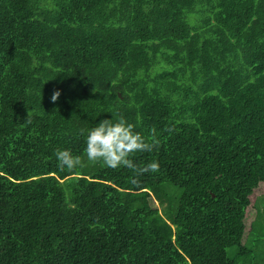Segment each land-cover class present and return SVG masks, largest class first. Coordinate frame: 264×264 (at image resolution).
Masks as SVG:
<instances>
[{
  "label": "trees",
  "instance_id": "16d2710c",
  "mask_svg": "<svg viewBox=\"0 0 264 264\" xmlns=\"http://www.w3.org/2000/svg\"><path fill=\"white\" fill-rule=\"evenodd\" d=\"M121 117L158 171L91 168ZM260 197L264 0H0V264H255Z\"/></svg>",
  "mask_w": 264,
  "mask_h": 264
},
{
  "label": "clouds",
  "instance_id": "9594fccd",
  "mask_svg": "<svg viewBox=\"0 0 264 264\" xmlns=\"http://www.w3.org/2000/svg\"><path fill=\"white\" fill-rule=\"evenodd\" d=\"M59 96L60 92L54 91L50 97L51 102H56ZM158 145L155 129L151 130L149 137H145L135 131L134 126L123 117L116 121L105 118L88 130L84 154L89 162H102L104 166L112 169L128 168L135 175H139L146 171H158L159 164L152 161L140 167L131 157L137 152H151ZM54 155L57 166L62 170L71 172L83 166V159L79 155H73L68 149H57Z\"/></svg>",
  "mask_w": 264,
  "mask_h": 264
},
{
  "label": "rangeland",
  "instance_id": "374dc122",
  "mask_svg": "<svg viewBox=\"0 0 264 264\" xmlns=\"http://www.w3.org/2000/svg\"><path fill=\"white\" fill-rule=\"evenodd\" d=\"M91 168L99 169L104 168L102 162L92 163ZM88 174L87 176H89ZM256 215L254 217V234L250 238V242L247 248L250 250V254L244 257L245 262L254 261L255 264H264V197H260L256 204ZM232 251V250H231Z\"/></svg>",
  "mask_w": 264,
  "mask_h": 264
}]
</instances>
